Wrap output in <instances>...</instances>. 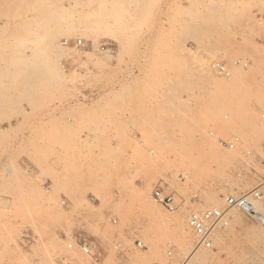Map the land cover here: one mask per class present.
<instances>
[{
    "label": "rangeland",
    "instance_id": "374dc122",
    "mask_svg": "<svg viewBox=\"0 0 264 264\" xmlns=\"http://www.w3.org/2000/svg\"><path fill=\"white\" fill-rule=\"evenodd\" d=\"M78 38L84 47L73 45ZM34 54H45L47 66H14ZM215 62L229 74L216 73ZM16 67L40 80L19 84ZM127 79L156 82L151 93L136 96L160 103L114 113L155 117L134 126L138 137L119 120L92 127L87 102L120 95L95 83ZM0 83V264H161L158 254L176 252L178 222L190 230V212L223 207L225 196L261 183L264 191V0H0ZM57 113L67 125L85 114L79 133L94 143L74 152L75 160L58 158L62 170L43 188L36 183L41 175L18 159L35 156L41 174L52 168L64 147L46 127ZM157 182L178 197L175 211L151 199ZM228 212L211 249L202 247L206 264H264V233L254 232L264 225L235 207ZM80 221L97 248L94 259L73 243L70 228ZM23 232L31 235L26 244ZM183 262L180 256L166 264Z\"/></svg>",
    "mask_w": 264,
    "mask_h": 264
},
{
    "label": "crops",
    "instance_id": "0c3cea01",
    "mask_svg": "<svg viewBox=\"0 0 264 264\" xmlns=\"http://www.w3.org/2000/svg\"><path fill=\"white\" fill-rule=\"evenodd\" d=\"M139 52V51H138ZM156 82L151 81V82H134L129 79L127 80H118V81H113L111 84L102 87L100 85H97L95 83L94 89H104L106 92H110L112 94H120L119 96H109L106 97L105 99H102L101 101H96V102H87L88 107H89V116H92L93 118V124L91 125L92 127H102L103 126V121H121L123 126H127L128 131L131 132V134L135 136H139V132L136 127L141 121H143L146 118H153L155 117L154 115L151 116V114H143L140 112H134L132 115L128 114H123L121 116H117V113H114V110L118 106L122 105H149V104H159L160 99H151L149 96H136V94H141V93H151L150 90H153L157 88ZM123 89L130 90L129 92H122ZM133 94L131 98H129L127 95ZM92 100H95L96 96L91 97ZM81 100V99H80ZM106 106V107H105ZM101 110L104 111L106 110L107 112L101 115ZM100 114V116L98 115ZM98 115V116H97ZM67 121H70L68 119ZM86 121L85 114L83 113H77L75 117V121L72 122L73 124L67 125L64 123L63 119L60 117V114H56L55 118H52L50 123L46 125L48 128L49 132V138H54L56 143H61L64 145L63 148H57L56 150V155L51 159L52 163V168L48 170V172H45V174H41V170L37 165L36 157L35 156H29V155H21L20 158L18 159V164L20 167H22L24 170H30L33 172V174H39L40 179H36V183L38 185H41L43 188H50L53 185V180L51 178V174H57L62 170V167L60 164H58L56 161L58 158H62L64 156L70 157L71 160L77 159L76 154H73L76 152L79 148H84V147H89L94 143V140L92 137L88 138L85 140V136L87 135V131H83L81 134L79 133L81 126L83 123ZM12 122V121H11ZM2 128L7 129L8 128V123L3 122L1 124ZM80 134V135H79ZM28 138V134H26ZM34 137V136H33ZM32 139V137H30ZM36 139V138H35ZM34 140V139H33ZM52 140H50V143ZM43 142H40L42 144ZM34 144H39L38 142H35ZM110 146L116 145V140L115 139H110L108 142ZM106 144V145H108ZM58 146V145H57ZM29 154V149L26 148L25 150ZM61 197L64 198V200L69 202V198L64 195L60 194ZM88 228V224L80 221V222H74L73 226L70 228L74 238L80 239V240H87V237L85 236L86 234L84 231ZM59 234L65 233V229L60 230L59 229ZM23 236L26 237H31L29 233H22ZM21 234V235H22ZM85 234V235H84ZM29 235V236H28ZM31 240V239H28ZM62 260V259H60Z\"/></svg>",
    "mask_w": 264,
    "mask_h": 264
},
{
    "label": "built area",
    "instance_id": "2783aa9c",
    "mask_svg": "<svg viewBox=\"0 0 264 264\" xmlns=\"http://www.w3.org/2000/svg\"><path fill=\"white\" fill-rule=\"evenodd\" d=\"M62 44H68L69 40L63 39ZM75 47H84L85 42L83 39L78 38L73 40ZM213 70L220 75H228L229 71L224 64L215 62L211 65ZM261 117L264 118V112L261 113ZM218 143L222 147L233 148L234 144L218 138ZM249 153V151H247ZM264 166V160L262 161ZM183 175L179 174V178ZM260 185L250 190L242 192L240 194H231L224 197V206L217 207L211 206L201 210L192 211L187 217V225L195 236V247L211 248L213 242L214 231L221 226L227 224V212L230 208H237L241 210L248 218L264 225V191L260 189ZM152 200L167 211H175L179 206L178 197L173 192H167L161 182H157L150 193ZM22 241L26 244L28 239L23 234L20 236ZM79 248V250L90 256L91 258L97 257L96 246L85 240L75 239L73 242ZM73 243H69L68 247H72ZM138 248H143L144 245L140 240L136 241ZM123 264H131L130 262H124Z\"/></svg>",
    "mask_w": 264,
    "mask_h": 264
},
{
    "label": "bare ground",
    "instance_id": "6f19581e",
    "mask_svg": "<svg viewBox=\"0 0 264 264\" xmlns=\"http://www.w3.org/2000/svg\"><path fill=\"white\" fill-rule=\"evenodd\" d=\"M53 38V37H52ZM42 41H43V39H41ZM37 41V40H36ZM33 42H34V40H33ZM39 43H40V41H39ZM48 43V41H46V43L44 44V45H48V46H50V43H52V41L50 42V40H49V43ZM53 45V44H52ZM54 47H56L55 46V43H54ZM47 49H50V47L48 48V47H46ZM28 49V48H27ZM55 51H57V50H55ZM51 53V52H50ZM58 53V52H57ZM57 53H54V54H57ZM44 56H45V54H43ZM43 55L42 56H40V54H34L33 55V57H32V59L31 60H27L26 58H24V57H21L20 59H18L16 62H15V64H14V66L16 65L17 66V62H18V64L19 63H22V64H24L25 66H26V68H27V66H30V65H32V67L34 68H37V67H40L41 68V66H47V64H48V59L47 58H45V57H43ZM50 57V56H49ZM48 57V58H49ZM3 60V59H2ZM1 60V61H2ZM6 60V59H5ZM8 62V61H7ZM53 62V61H52ZM51 62V63H52ZM10 63V62H9ZM8 63V64H9ZM5 64V63H4ZM11 64V63H10ZM51 65V64H50ZM49 65V66H50ZM3 67H4V65H2ZM52 66V65H51ZM19 67V66H18ZM56 67V66H55ZM55 67H54V69H55ZM6 68V67H5ZM17 68V67H16ZM52 68V67H51ZM18 69V70H17ZM16 69V73H18V75L17 74H15V75H17V77H16V81H18L19 82V84H20V82H23V83H27L28 84V82L29 81H31V83H32V81H36V80H40V78H37L36 76L34 77V76H32V77H28V76H26L25 74L23 75V76H20L21 74H19V68H17ZM47 69V68H46ZM50 69V68H49ZM49 69H47V70H49ZM53 69V70H54ZM3 70H4V68H3ZM1 71V72H4V71ZM57 70V69H56ZM56 70H54L55 72H56ZM7 71V70H6ZM14 71V70H13ZM21 72V71H20ZM33 72V71H32ZM11 73H12V71H11ZM14 73H15V71H14ZM48 73H50V71L48 72ZM74 73V72H73ZM29 74H30V72H29ZM31 75V74H30ZM29 75V76H30ZM37 75H38V73H37ZM4 77H5V75H3ZM3 76H1V77H3ZM54 76V75H53ZM3 77V78H4ZM57 77V76H56ZM6 78V77H5ZM44 78V77H43ZM29 79V80H28ZM41 79H42V77H41ZM46 79V78H45ZM59 79V78H58ZM48 80V79H47ZM43 81V80H42ZM46 81V80H45ZM40 82V81H39ZM0 84H2V83H0ZM23 86H24V84H22ZM29 85H31V84H29ZM10 87V86H9ZM25 88H26V85L24 86ZM11 88V87H10ZM9 88V89H10ZM7 89H5V91H6ZM25 90V89H24ZM28 90V89H27ZM9 91V90H8ZM22 91V90H21ZM19 93V92H18ZM18 93H16V94H18ZM1 94V93H0ZM6 94V93H5ZM9 94V93H8ZM20 94V93H19ZM3 94H1V96H2ZM20 96H21V94H20ZM7 97V96H6ZM12 102H13V100H12ZM18 102H19V100H18ZM17 102V103H18ZM4 105V104H3ZM7 107V106H6ZM10 107V106H9ZM7 110H8V108H7ZM183 175H185L186 176V174H183ZM151 197V196H150ZM152 199V198H151ZM227 213H229V212H227ZM230 215H231V217H230V219H231V222L232 223H239V216H238V214L236 213V212H230ZM230 219H228V220H230ZM227 220V222H229ZM228 224V223H227ZM253 231V230H252ZM190 230H188L187 229V227H185L182 223H180V222H178V224H177V226H176V229H175V236H176V242L178 243L177 244V247H176V252L175 253H168V254H158V260H160L161 262V264H166V262L168 261V260H176V259H179L180 258V256L182 257L183 256V259H184V262L182 263V264H203V263H205L206 264V258L208 257V252L205 250V249H203L202 247H198V248H192V242H193V237H192V235L190 234ZM215 232V231H214ZM255 236H258V235H262L263 233H264V229H262V228H255ZM253 233V232H252ZM264 235V234H263ZM256 238V237H255ZM215 241V240H214ZM211 249V248H210ZM209 249V250H210ZM175 251V250H174ZM213 253V252H212ZM264 253V252H263ZM212 255V254H211ZM179 257V258H178ZM205 259V260H204ZM177 261H179V260H177ZM176 261V262H177ZM209 263V262H208ZM102 264H111V261L109 262L108 260H104L103 261V263Z\"/></svg>",
    "mask_w": 264,
    "mask_h": 264
}]
</instances>
